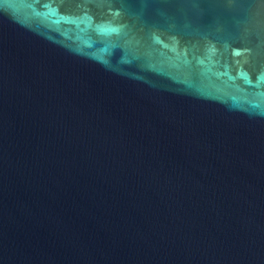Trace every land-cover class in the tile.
<instances>
[{
	"label": "water",
	"instance_id": "1",
	"mask_svg": "<svg viewBox=\"0 0 264 264\" xmlns=\"http://www.w3.org/2000/svg\"><path fill=\"white\" fill-rule=\"evenodd\" d=\"M0 264H264V0H0Z\"/></svg>",
	"mask_w": 264,
	"mask_h": 264
}]
</instances>
